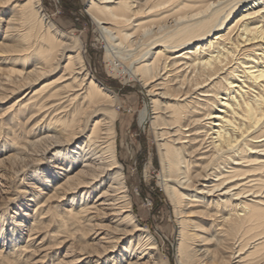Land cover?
Wrapping results in <instances>:
<instances>
[{
	"label": "bare ground",
	"instance_id": "6f19581e",
	"mask_svg": "<svg viewBox=\"0 0 264 264\" xmlns=\"http://www.w3.org/2000/svg\"><path fill=\"white\" fill-rule=\"evenodd\" d=\"M88 3L113 75L151 97L176 264H264V0ZM119 108L43 0H0V259L170 264L136 214Z\"/></svg>",
	"mask_w": 264,
	"mask_h": 264
},
{
	"label": "rangeland",
	"instance_id": "374dc122",
	"mask_svg": "<svg viewBox=\"0 0 264 264\" xmlns=\"http://www.w3.org/2000/svg\"><path fill=\"white\" fill-rule=\"evenodd\" d=\"M88 1L43 0V9L61 31L81 41L83 56L89 69L98 82L119 99V152L121 161L131 176L130 188L137 200L136 214L145 226L150 227L162 252L170 259V264H176L180 229L178 215L160 185L161 166L150 124L143 126L140 122L141 111L150 104L151 97L147 94L148 89H144L130 77L128 68L120 65L121 68H118L122 69L121 73L113 75L108 59L111 50L86 12ZM115 63L116 66L120 64L116 60ZM56 76H51L41 85ZM34 207L33 203L31 210ZM61 252L64 255L65 249H61ZM0 264L9 263L0 259Z\"/></svg>",
	"mask_w": 264,
	"mask_h": 264
}]
</instances>
